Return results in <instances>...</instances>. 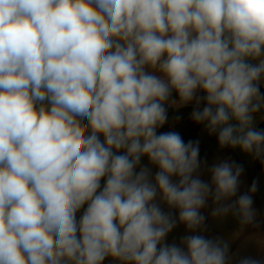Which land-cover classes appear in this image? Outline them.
I'll use <instances>...</instances> for the list:
<instances>
[{
    "label": "clouds",
    "instance_id": "1",
    "mask_svg": "<svg viewBox=\"0 0 264 264\" xmlns=\"http://www.w3.org/2000/svg\"><path fill=\"white\" fill-rule=\"evenodd\" d=\"M262 85L264 0H0V264H232L201 209L252 225L257 182L158 130L264 163Z\"/></svg>",
    "mask_w": 264,
    "mask_h": 264
},
{
    "label": "rangeland",
    "instance_id": "2",
    "mask_svg": "<svg viewBox=\"0 0 264 264\" xmlns=\"http://www.w3.org/2000/svg\"><path fill=\"white\" fill-rule=\"evenodd\" d=\"M262 88H264V85H262ZM203 106L204 104L202 103L201 108H203ZM172 108L175 110L178 107L173 106ZM260 121V116L257 114L256 123ZM165 126H168L166 129H172L173 131L176 130V126L171 124L169 119ZM158 132L165 131L159 129ZM205 136L206 129L203 127L197 134V140L200 141L199 147L202 146ZM231 149L238 160L250 170L251 176L257 182V190L255 193H252L254 201L253 208L257 213L256 220L252 225H242L239 223L238 219L231 214L224 218L214 217L211 213L215 205L212 200L209 199L207 206L201 209V212L207 217V231L203 234L208 237H220L229 243L230 253L233 255L232 264H235L236 259L244 256H251L264 262V170H254L255 159L250 154L242 152L239 148ZM224 159H230V157L225 149L220 146L212 156L206 159L207 167H211L212 164ZM142 163L147 164L148 160L142 161ZM156 170L157 169L153 167V172ZM201 178L204 180H210V175L205 172ZM240 179L242 183L237 195L248 192L250 188L245 174H242ZM186 234L189 233L186 232L184 225H178L171 233H169L166 241L169 244L173 242L179 244L180 238ZM103 264H113L112 258H106Z\"/></svg>",
    "mask_w": 264,
    "mask_h": 264
},
{
    "label": "trees",
    "instance_id": "3",
    "mask_svg": "<svg viewBox=\"0 0 264 264\" xmlns=\"http://www.w3.org/2000/svg\"><path fill=\"white\" fill-rule=\"evenodd\" d=\"M261 92L264 93V89L261 88ZM173 98H176V94L173 93ZM193 107H182L177 110H174L172 108L168 109L169 113V120L170 123L176 126V132H179L180 135L183 137L184 141L187 142L189 140H197V132L198 129L201 127V125L194 123L190 119V113L192 112ZM176 117H179L177 120ZM182 124V125H181ZM172 126V125H171ZM168 126H163L160 128L161 130L167 131H173L172 129H166ZM257 130H264V124H260L257 127ZM220 147L218 143L217 136L215 134H209L206 130V136L205 140L200 147V160H206L210 156H212L217 148ZM225 151L229 155L231 160H234L236 163L240 164L244 168L243 174L247 176V180L249 182V185L251 186L254 179L251 176L250 170L247 169L239 160L238 158L233 154V151L230 147H224ZM147 160V158H142V161ZM254 170H264V163H262L260 160L255 159L254 162ZM103 183V181H102Z\"/></svg>",
    "mask_w": 264,
    "mask_h": 264
},
{
    "label": "crops",
    "instance_id": "4",
    "mask_svg": "<svg viewBox=\"0 0 264 264\" xmlns=\"http://www.w3.org/2000/svg\"><path fill=\"white\" fill-rule=\"evenodd\" d=\"M261 88H262V86H261ZM262 89H264V88H262ZM186 107H194V104H189V105H187ZM172 109H174V108H172ZM177 109H179V108H176L175 110H177ZM260 124H264V121H260V122L256 123L255 127H257V126L260 125ZM203 127H204V126L201 125V127L198 129L197 134L200 132V130H201ZM253 179H254V178H253Z\"/></svg>",
    "mask_w": 264,
    "mask_h": 264
}]
</instances>
